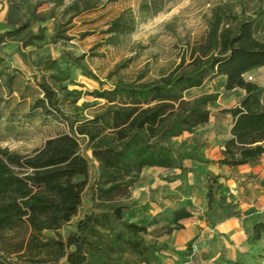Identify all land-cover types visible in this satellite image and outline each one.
Segmentation results:
<instances>
[{"label":"trees","instance_id":"16d2710c","mask_svg":"<svg viewBox=\"0 0 264 264\" xmlns=\"http://www.w3.org/2000/svg\"><path fill=\"white\" fill-rule=\"evenodd\" d=\"M263 23L261 18L240 19L216 8L206 39L186 49L172 70L156 79L120 80L111 88L91 91V96L105 102L83 119L64 114L57 91L48 82L37 80L45 94L43 101L68 121L69 131L48 138L31 153L0 147V241H6L11 231L29 229L27 236L7 242L8 253L17 254L18 260L0 257V264L159 262L163 248L146 239L158 218L131 221L126 214L133 209L130 197L144 168L184 171L188 169L186 159L213 161L178 150L174 139L208 122L212 116L209 105L220 93L188 100L186 91L202 86L213 75L225 76L226 91L245 89L239 104L220 111L233 116V127L218 162L236 166L264 154V85L246 78L264 67V39L257 36ZM125 27L116 19L106 31H126ZM33 39L44 36L33 34L26 45ZM77 66L87 77L100 81L82 64L77 62ZM92 159L97 161V173L90 178ZM206 176L207 210L212 211L214 191L222 189V175ZM221 206L229 212L223 199ZM192 216L187 205L172 209L158 235L184 228L181 221ZM72 223L62 234L61 229ZM251 239L264 240V220L255 223ZM227 262L248 264L242 258ZM259 264H264V247Z\"/></svg>","mask_w":264,"mask_h":264},{"label":"rangeland","instance_id":"374dc122","mask_svg":"<svg viewBox=\"0 0 264 264\" xmlns=\"http://www.w3.org/2000/svg\"><path fill=\"white\" fill-rule=\"evenodd\" d=\"M219 7L240 19L264 20V0H0V147L31 153L48 138L69 131L68 121L43 101L45 94L37 80L48 82L57 91L64 114L79 119L90 117L105 102L91 96V91L102 86L111 88L120 80L133 81L140 77L152 80L167 74L181 61L186 49L206 39L213 11ZM116 19L126 24V31L110 34L106 30ZM262 26L257 36L264 39V23ZM19 28V33L10 35ZM38 33L44 39H33L27 46L31 36ZM190 59L188 54L187 61ZM77 62L100 81L84 75ZM248 76L264 85V67ZM223 83L221 77L213 75L205 85L211 91L207 93H225ZM190 146L186 141L180 149L188 150L186 147ZM89 154L92 157L90 151ZM164 170L143 171L133 189L138 195L130 201L133 209L126 219L136 216L134 209L143 207L145 201L160 207L189 204L187 198L178 193L172 196L165 189L176 186L179 175L173 174L179 171L171 170L174 173L166 177L162 174ZM96 173L97 161L92 159L90 178ZM201 201L198 195L192 209L196 216L193 224L196 222L205 235L200 232L188 243L182 241L187 237L186 231L158 235L166 221L165 217L157 216L158 224L151 227L146 239L163 240L172 247L155 243L164 251L155 264H227L223 258L215 259V241L211 235L223 241L228 235L218 230L214 212H202ZM239 212L231 208L228 213ZM71 225L64 226L61 233L65 234ZM28 232L29 229L23 228L7 233L6 241H0L2 260H18L17 254L8 253L7 242L23 238ZM45 234L55 236L53 231ZM263 247L264 242L252 245L251 259Z\"/></svg>","mask_w":264,"mask_h":264},{"label":"crops","instance_id":"0c3cea01","mask_svg":"<svg viewBox=\"0 0 264 264\" xmlns=\"http://www.w3.org/2000/svg\"><path fill=\"white\" fill-rule=\"evenodd\" d=\"M219 77L224 81L223 87L225 90L226 78L223 75H219ZM206 83L207 81L200 87H194L187 90L185 98L191 100L207 93L209 90L208 88H205ZM245 95L246 90L243 88H236L232 91H226L225 93L220 94L218 100L209 105V108L212 110V116L208 122L200 124L193 130L186 131L184 134L174 139V145L178 150H184L185 147L184 149H180V146L183 142L187 141L188 144H191L190 147H186L188 150L192 149L200 156L212 159L213 161L211 163L186 159L184 165L188 167V170L184 171V174H182L183 171L180 168L146 167L143 170L145 171L147 168L165 169L162 171V174L166 177L174 173L171 172V170L179 171L173 174L176 176L179 175L176 179L177 181L179 180V182L176 183V186L169 189L165 186L164 187L166 191L171 192L172 196L180 194L183 196V199L187 198V201L189 202L187 206L192 213H194L192 209L195 207L194 201L198 195L202 198L199 207L202 208V212L207 210L206 174L222 175L219 179L222 184V189L215 190L214 192V201L211 212H214V214L217 215L216 226L218 230L226 233L228 239L223 241L220 238L217 239L218 237L216 238L214 235L207 234L208 236L211 235V239H214L215 241V259L218 260L219 258H223V260H226L225 262L227 264H229L227 261L239 258H242L248 264H259V255L261 252H258L256 257L251 259L252 257L249 251H253L251 250L252 245L256 246L257 244L264 242V240L254 242L251 239L255 223L264 220V154L253 162L236 166L220 164L218 162V159L222 157V150L224 149L225 142L232 136L233 127V116L231 114H222L220 111L224 108L236 106ZM223 96L225 97L223 98ZM216 105H219L217 110L215 108ZM220 124H222V129L219 128ZM166 184L172 183L166 182ZM172 188L175 189L172 190ZM137 195L138 194L133 190L130 201L135 200ZM148 198V200H150V195ZM222 199L229 210L234 208V210L240 211L238 213L239 215H230V213L226 212L221 206ZM172 204H166L160 207L153 202L145 201L143 207L134 209L137 210V215L130 217L129 220H149L152 217L157 216H163L166 218L172 209L184 205V203H180L178 206H173ZM195 217L196 216L193 215L192 217L183 219L181 222L184 224V228L174 231L175 233L177 231H186L187 237L184 239L182 238L183 242L188 243L196 235L200 234V232L205 235L204 231H200L199 228H197L198 226L196 225L198 224H196V222L193 224V218ZM153 227L156 228V225H153ZM152 229L153 228H150L151 231ZM182 236L183 235H181V237ZM153 242L157 245L164 244L168 247H172L163 240L162 242L161 240ZM204 245L205 243H200L202 250L205 248ZM253 253L254 252H252V255Z\"/></svg>","mask_w":264,"mask_h":264},{"label":"built area","instance_id":"2783aa9c","mask_svg":"<svg viewBox=\"0 0 264 264\" xmlns=\"http://www.w3.org/2000/svg\"><path fill=\"white\" fill-rule=\"evenodd\" d=\"M246 78H247L248 80H252V79H253V77H252V76H248V74L246 75Z\"/></svg>","mask_w":264,"mask_h":264}]
</instances>
